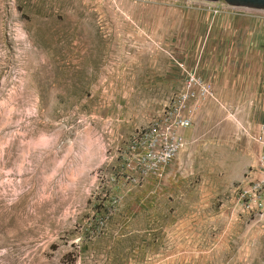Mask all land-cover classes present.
<instances>
[{"label":"rangeland","instance_id":"rangeland-1","mask_svg":"<svg viewBox=\"0 0 264 264\" xmlns=\"http://www.w3.org/2000/svg\"><path fill=\"white\" fill-rule=\"evenodd\" d=\"M188 74L213 96L155 170ZM261 128L264 9L0 0V264H264V203L236 202Z\"/></svg>","mask_w":264,"mask_h":264},{"label":"built area","instance_id":"built-area-1","mask_svg":"<svg viewBox=\"0 0 264 264\" xmlns=\"http://www.w3.org/2000/svg\"><path fill=\"white\" fill-rule=\"evenodd\" d=\"M212 88L193 74L170 99L162 110L161 124L151 135V143L146 157L147 164L157 170L168 164L185 144L183 130L190 127L194 105L201 99L212 97ZM259 147L256 174L239 189L237 204L246 208L262 206L264 203V128L255 136Z\"/></svg>","mask_w":264,"mask_h":264},{"label":"water","instance_id":"water-1","mask_svg":"<svg viewBox=\"0 0 264 264\" xmlns=\"http://www.w3.org/2000/svg\"><path fill=\"white\" fill-rule=\"evenodd\" d=\"M215 2L218 0H204ZM231 6L251 7L257 9H264V0H224Z\"/></svg>","mask_w":264,"mask_h":264},{"label":"crops","instance_id":"crops-1","mask_svg":"<svg viewBox=\"0 0 264 264\" xmlns=\"http://www.w3.org/2000/svg\"><path fill=\"white\" fill-rule=\"evenodd\" d=\"M240 95V94H239ZM241 98V97H240ZM238 99V101H241V100H239V97L238 98H236V100ZM242 100H243V98H242ZM244 101V100H243Z\"/></svg>","mask_w":264,"mask_h":264}]
</instances>
